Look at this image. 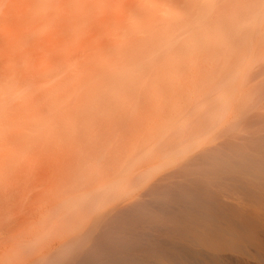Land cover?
Wrapping results in <instances>:
<instances>
[{"label": "bare ground", "instance_id": "bare-ground-1", "mask_svg": "<svg viewBox=\"0 0 264 264\" xmlns=\"http://www.w3.org/2000/svg\"><path fill=\"white\" fill-rule=\"evenodd\" d=\"M263 56L264 0H0V142L9 133L22 134L16 106L30 109L47 91H53L49 114L53 121L62 118L58 96L65 84L73 88V104L106 96L128 104L136 122L158 123L166 107L174 108L161 126L148 124L140 142L146 157L152 156L155 174L175 171L197 156L217 159L223 137L243 127L241 116L256 100ZM182 136L181 143L174 140L163 151L166 160L155 164L152 141ZM94 172L69 187H53L52 196L40 202L45 210L38 212L30 234L61 240L81 228L94 206L112 199L120 185L102 187L98 196L76 195L91 187ZM251 176L264 181L262 174ZM130 185L122 191L129 193ZM229 204L215 209V216L194 219L210 233L203 246H117L85 264H264V231L222 227L224 221L237 223L235 228L250 224L243 208L242 215L239 206L234 212ZM1 250L0 264L19 255L18 249Z\"/></svg>", "mask_w": 264, "mask_h": 264}, {"label": "rangeland", "instance_id": "rangeland-1", "mask_svg": "<svg viewBox=\"0 0 264 264\" xmlns=\"http://www.w3.org/2000/svg\"><path fill=\"white\" fill-rule=\"evenodd\" d=\"M262 59L264 56L261 64L258 62L253 89L256 100L241 116L243 127L223 137L225 143L216 153L217 159L197 156L175 171L168 172L165 168L157 174L152 172V156L146 157L140 142L145 141V130L148 124L153 127L154 120L148 124L136 122L129 116L128 104L102 96L76 105L70 102L73 88L63 84L58 96L64 106L63 116L56 121L48 112L53 91L35 98L30 109L16 106L22 115V134L14 138L9 133L0 142V246L8 253L18 249L19 254L9 264H85L114 247L127 245L169 248L177 244L197 248L204 245L203 238L208 240L210 233L194 219L207 214L215 216V209L224 205L227 208V203L234 212L243 208L244 215L249 214L250 224L235 228L237 223L224 221L223 228L264 231V200H261L264 181L251 176L253 173L264 176ZM165 109L164 118L160 116L164 120L154 122L156 128L167 122L166 116L171 118L174 108ZM64 113L69 115L71 123H66ZM28 125H31L29 129ZM180 139L183 136L166 138L160 144L152 141L157 154L154 163H163L166 160L163 151H168L174 140L172 143H181ZM133 150L138 153L133 155ZM93 172L91 187L76 195L89 192L98 196L104 194L98 189L120 185L115 196L86 211L87 218L81 228L61 240L32 236L29 227L37 220L38 212L45 210L40 202L52 196V188L69 187ZM145 175L148 179L140 184ZM137 183L140 185L134 187ZM129 184L132 190L122 191L121 186ZM253 192L259 195L254 197ZM239 198L241 201L236 202ZM231 205L237 206L230 208ZM245 211L241 209L239 213L243 215ZM16 214L20 219L12 218ZM71 240L73 247L63 246ZM27 246L29 251H24Z\"/></svg>", "mask_w": 264, "mask_h": 264}]
</instances>
